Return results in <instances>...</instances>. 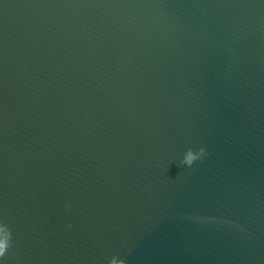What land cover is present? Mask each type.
I'll use <instances>...</instances> for the list:
<instances>
[{"label": "water", "instance_id": "1", "mask_svg": "<svg viewBox=\"0 0 264 264\" xmlns=\"http://www.w3.org/2000/svg\"><path fill=\"white\" fill-rule=\"evenodd\" d=\"M0 223V264H264V0H0Z\"/></svg>", "mask_w": 264, "mask_h": 264}, {"label": "clouds", "instance_id": "2", "mask_svg": "<svg viewBox=\"0 0 264 264\" xmlns=\"http://www.w3.org/2000/svg\"><path fill=\"white\" fill-rule=\"evenodd\" d=\"M207 154V150L203 147L199 148L197 151H193L192 148H189L184 153L183 159L179 162V166L191 168L196 161H203ZM65 210L70 211L71 206L68 205ZM68 227L70 228L71 225H68ZM12 246L13 239L11 230L7 227V225L0 223V259L5 257L7 251ZM109 264H126V261L114 256L109 261Z\"/></svg>", "mask_w": 264, "mask_h": 264}]
</instances>
